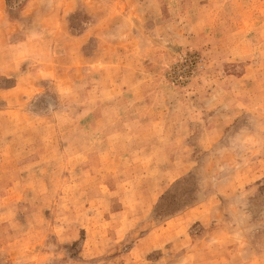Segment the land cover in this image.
Segmentation results:
<instances>
[{"label": "rangeland", "instance_id": "1", "mask_svg": "<svg viewBox=\"0 0 264 264\" xmlns=\"http://www.w3.org/2000/svg\"><path fill=\"white\" fill-rule=\"evenodd\" d=\"M0 264H264V0H0Z\"/></svg>", "mask_w": 264, "mask_h": 264}, {"label": "trees", "instance_id": "2", "mask_svg": "<svg viewBox=\"0 0 264 264\" xmlns=\"http://www.w3.org/2000/svg\"><path fill=\"white\" fill-rule=\"evenodd\" d=\"M74 17H75V16H74ZM71 25H72V27H76V26L74 25V23H73V17H72ZM169 213H170V212H169Z\"/></svg>", "mask_w": 264, "mask_h": 264}]
</instances>
